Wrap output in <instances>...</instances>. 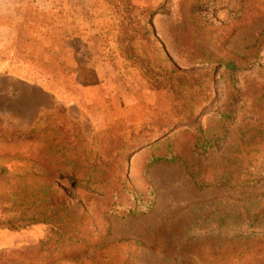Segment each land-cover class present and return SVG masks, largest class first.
<instances>
[{
    "label": "rangeland",
    "instance_id": "obj_1",
    "mask_svg": "<svg viewBox=\"0 0 264 264\" xmlns=\"http://www.w3.org/2000/svg\"><path fill=\"white\" fill-rule=\"evenodd\" d=\"M131 1L154 10L151 23L166 53L164 65L196 72L192 90L196 98L205 95L206 105L191 125L171 134L184 135L190 145L177 159L153 163L144 173L140 158L127 156L120 182L114 177L112 182L70 181L55 170L56 155L40 145L29 155L24 147H11L7 154L0 147V264H264V177L248 186L223 179L228 163L256 168L264 162V0ZM51 8L62 12L52 16L49 28L36 18ZM69 13L77 21L81 61L61 65L63 50L70 48L61 42L62 31L73 29ZM58 25L61 29L54 30ZM114 34L101 0H0V127L23 131L38 123L46 139L52 119L38 118L53 109L41 105L53 102L59 106L53 113L58 121H72L92 142L100 129L90 123L94 109L81 107L80 89L93 80L80 85L71 77L85 80L88 58L96 66L118 55ZM9 80L29 84L21 104L22 92L13 91ZM151 91L155 94L146 91V108L167 110V91ZM35 101L40 109L34 117L25 110ZM125 129L117 124L113 133ZM129 129L121 134L126 142ZM93 142L114 147L116 139L108 145L102 138ZM205 165L212 170L202 171ZM241 167L235 182L252 173ZM201 171L203 178L215 172V182L222 183L197 188L189 172ZM134 197L151 199L150 208L130 213ZM33 214L45 221L7 228L8 220ZM64 222L79 226L82 242L64 238ZM247 236L261 242L240 256Z\"/></svg>",
    "mask_w": 264,
    "mask_h": 264
},
{
    "label": "trees",
    "instance_id": "obj_2",
    "mask_svg": "<svg viewBox=\"0 0 264 264\" xmlns=\"http://www.w3.org/2000/svg\"><path fill=\"white\" fill-rule=\"evenodd\" d=\"M110 13L112 25L114 26V43L120 57L123 68L133 67L138 75L145 80L148 89L150 90H165L169 94V105L167 110H161L156 107L148 106L144 110L143 118L140 122L130 124L124 119H117L110 124H107L103 129L97 130L98 134L93 135L94 140L96 137L102 138V144L108 145L109 140L116 139L114 147L98 144L97 142H87L84 136L80 134L79 127L72 121L62 118L58 121V117L54 116L58 105L53 110L42 113L38 120L51 118L47 126L46 139H44V131L42 126L34 124L31 128L23 131L11 130L8 128L0 127V147L8 149L14 146L18 148L24 147V152L29 155L33 148L37 146L45 147V153L56 155L57 166L56 171L62 173L70 181H83V182H120L122 177L119 172L122 169V163L125 164L126 158L129 155L135 154L139 159V169L141 173L146 171V168L159 161H171L177 159L181 148L190 145V141L184 138V135L171 136L175 128L181 125L192 124L206 105L203 97L196 98L192 87L195 84L196 76L192 71H182L173 64L169 67L164 65L166 53L162 45L157 41L154 29L151 23V15L153 9L137 6L131 0H101ZM51 13L46 15L43 11L40 18H36L39 24L52 28L55 20L52 16L56 13L62 12L61 8H51ZM67 11V10H66ZM68 12V11H67ZM69 22L73 25V29L63 28L61 35V42H65L70 46L69 50H63L62 54L65 55L64 59H60V64L66 62L79 63L81 56L78 54L76 48L79 42V29L76 24L77 21L67 14ZM58 28V29H57ZM53 28L60 30L61 26ZM58 34V33H57ZM72 48V49H71ZM95 60L88 58L87 65H90L88 74L84 77L85 80H76L71 77L73 83L80 85L87 84L90 80H95L94 64ZM226 67L232 68V62L225 64ZM230 70V69H229ZM228 70V71H229ZM91 77H93L91 79ZM92 81V82H93ZM74 84V85H75ZM63 89L70 90L66 87ZM192 92V93H191ZM186 99L181 102L180 99ZM232 99V98H231ZM225 107V106H224ZM227 117V112H222L220 115ZM52 114V115H51ZM45 117V118H43ZM117 124H123L124 128L128 130V138L126 142L123 134L113 133L114 127ZM135 126L138 127L136 131L132 130ZM98 135V136H97ZM192 145L201 146L203 143L193 142ZM264 157V150L262 151ZM58 159V160H57ZM228 163L224 168H229V171L223 175L225 181L232 185H251L264 177V162L258 167L254 168L248 166V163ZM242 165H246V169H251L250 177L245 178L244 182H235L237 175L241 174L244 170ZM218 164H215L217 167ZM212 165L203 166V170H212ZM231 168V169H230ZM205 170V171H206ZM191 173L189 172L193 184L197 188H205L221 184L222 182H215V172H209L208 178H203L205 173ZM4 169L0 168V174ZM231 181V182H230ZM131 207L129 212L138 214L148 210L151 205V199L137 200L132 198ZM65 208V207H64ZM44 219H39L37 216L30 215L27 218H20L19 222L16 220H8L7 228L15 229L19 226H24L29 223L43 222ZM64 238H73L76 242H82L83 235L80 232L79 226L74 224L68 225L63 223L61 228ZM248 239L244 241L242 248L247 249L238 251L240 256L244 254L249 255V250L256 248V245L261 242L258 236H247Z\"/></svg>",
    "mask_w": 264,
    "mask_h": 264
},
{
    "label": "crops",
    "instance_id": "obj_3",
    "mask_svg": "<svg viewBox=\"0 0 264 264\" xmlns=\"http://www.w3.org/2000/svg\"><path fill=\"white\" fill-rule=\"evenodd\" d=\"M107 60L102 62L99 60L100 62L98 61L94 67L95 80L93 83L81 87V107L94 109L91 113L93 117H90V123L94 124L96 129L104 128L119 118L130 124H138L146 109V91L153 95L155 91L146 87V82L133 67L123 68L117 54L114 55V58ZM19 82L18 86V80H9V87L22 92L18 101L21 104L24 94L31 88L28 87V83ZM44 95L49 102H52L50 94ZM80 104L78 105L80 106ZM50 106L42 104L41 108L53 107L54 109L56 104L52 102ZM26 107V113L34 114V117L38 115L40 109L38 101L27 103Z\"/></svg>",
    "mask_w": 264,
    "mask_h": 264
}]
</instances>
